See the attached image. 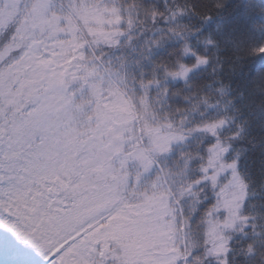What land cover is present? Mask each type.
Listing matches in <instances>:
<instances>
[{"label":"snow or ice","instance_id":"6c2138e0","mask_svg":"<svg viewBox=\"0 0 264 264\" xmlns=\"http://www.w3.org/2000/svg\"><path fill=\"white\" fill-rule=\"evenodd\" d=\"M0 264H264V0H0Z\"/></svg>","mask_w":264,"mask_h":264}]
</instances>
